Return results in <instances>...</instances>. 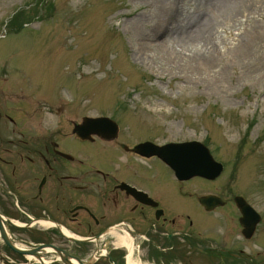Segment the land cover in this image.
Masks as SVG:
<instances>
[{
	"label": "rangeland",
	"instance_id": "1",
	"mask_svg": "<svg viewBox=\"0 0 264 264\" xmlns=\"http://www.w3.org/2000/svg\"><path fill=\"white\" fill-rule=\"evenodd\" d=\"M215 1L182 0L178 10L202 13ZM155 4L0 0V88L22 97L16 98V111L45 99L51 121L64 122L68 141L78 140L72 129L83 117L107 116L119 124L116 140L127 143L126 149L148 139L204 143L224 165L222 173L214 180L178 181L158 161V195L171 199L172 211L190 210L195 228L217 218L198 207L200 196L215 194L233 203L242 197L262 217L252 247L264 258V0H248L238 19L230 20L226 11L217 18L219 51L215 66L203 72L188 69L180 48L170 46L180 57L163 53L170 34L157 30ZM248 40L254 53L239 57L237 45ZM56 107L63 110L59 118ZM99 143L82 141L83 154L101 157ZM92 159L85 160L95 163ZM177 187L193 195L182 196ZM180 203L194 205L182 209ZM228 217L237 222L240 214L235 210ZM18 243L26 249L27 242Z\"/></svg>",
	"mask_w": 264,
	"mask_h": 264
},
{
	"label": "flooded vegetation",
	"instance_id": "2",
	"mask_svg": "<svg viewBox=\"0 0 264 264\" xmlns=\"http://www.w3.org/2000/svg\"><path fill=\"white\" fill-rule=\"evenodd\" d=\"M16 98L0 88V263L264 264L252 247L261 222L247 236L236 201L223 197L211 209L198 201L217 218L195 228L190 210L172 211L171 199L158 195L157 155L99 136L90 141L105 154H83L82 140H66L64 122L51 121L45 99L16 111ZM54 109L59 118L63 110ZM187 205L194 204L180 208ZM235 210L237 222L227 218ZM4 226L13 243L27 242L29 255L6 243Z\"/></svg>",
	"mask_w": 264,
	"mask_h": 264
},
{
	"label": "bare ground",
	"instance_id": "3",
	"mask_svg": "<svg viewBox=\"0 0 264 264\" xmlns=\"http://www.w3.org/2000/svg\"><path fill=\"white\" fill-rule=\"evenodd\" d=\"M153 1L156 2L155 5L158 9V23L156 22V24L160 25L157 30L166 28V31H169L170 34V39L167 38L163 43V53L169 59L180 57V53L175 55L170 46L180 48L178 50L183 51V58L191 72H203L215 66L216 52L219 51L217 35H214L218 28L217 23L219 20L217 18L226 11L230 20L232 18L238 19L239 15L244 14L243 12L249 6L246 4L248 0H216L215 2H209L202 13H199L197 8L184 13L183 9L178 10L179 3L182 0ZM167 5L175 9L170 11ZM200 14H205L202 20L198 19ZM166 18L169 21H166ZM156 24L154 25L155 28ZM250 42L252 40H248L243 45L241 43L237 45L235 51L239 57L246 58L254 53V48H252ZM190 48L194 49V52ZM18 246L21 247V245ZM133 264H136V262H133Z\"/></svg>",
	"mask_w": 264,
	"mask_h": 264
},
{
	"label": "water",
	"instance_id": "4",
	"mask_svg": "<svg viewBox=\"0 0 264 264\" xmlns=\"http://www.w3.org/2000/svg\"><path fill=\"white\" fill-rule=\"evenodd\" d=\"M73 131L78 137L82 139L91 138V133L99 134L101 136H104L105 138L110 139L116 137L117 125L113 120L108 117H84L82 123L75 124ZM149 143L150 142L140 144L136 147V149L140 152H144L146 146H148ZM152 147L156 148L155 153H158L160 157L166 160L175 169L176 175L179 178L197 173H203L206 176L213 178L220 172L222 168L221 165L213 161L209 151L204 147V145L195 141L183 143H168L163 146L153 145ZM198 158H200V160L206 166H204V164L199 166L195 165L196 162H193L192 159L196 160ZM206 168L208 173H206L205 171ZM185 172L191 173L184 174ZM199 201L207 209H211L214 206L221 204L222 199L216 195H205L201 196L199 198ZM236 202L238 203L243 213L247 212L249 206L242 197L238 196L236 198ZM246 217L247 216H245V218ZM242 223L245 227L244 232L247 234V236H250L253 231L254 224L245 221H242ZM1 231L6 243L10 245L15 251L20 253L28 252L15 246L8 238L4 228H2Z\"/></svg>",
	"mask_w": 264,
	"mask_h": 264
}]
</instances>
